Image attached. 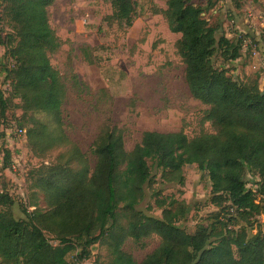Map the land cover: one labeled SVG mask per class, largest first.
<instances>
[{"label":"trees","instance_id":"1","mask_svg":"<svg viewBox=\"0 0 264 264\" xmlns=\"http://www.w3.org/2000/svg\"><path fill=\"white\" fill-rule=\"evenodd\" d=\"M54 1L0 0V19L10 27L4 37L0 33V46L4 57L14 62L7 71L13 97L26 110L59 119L65 87L49 57L61 43L47 16ZM218 1L207 0L203 7L192 0H166L162 11L169 31L180 35L177 52L185 83L192 98L207 107L205 120L215 134L188 138L182 132L146 131L127 152L121 131L108 128L94 143L91 172L84 165L66 185L56 179L58 173L52 174L44 214L22 210L21 218L13 217V202L0 191L1 263L82 264L90 258L91 247L99 244L108 249V264H264V234L257 224L264 217V88L259 89L257 80L238 88L225 69L215 66L217 56L223 62L236 61L242 43L241 36L231 41L221 34L220 23L204 19ZM136 2L113 0L108 19L130 27ZM6 102L0 92V117ZM27 136L33 141L51 138L44 130H29ZM58 140L47 142L62 145ZM9 163L5 151L4 166ZM191 165L207 178L209 202L216 212L206 226L187 234L177 226L186 216L183 203L156 201L160 218L146 215L140 205L155 174L182 185L180 171ZM247 170L258 178L254 190L247 188ZM120 217L124 226H119ZM49 221L55 227L44 225ZM153 234L161 242L141 263L123 251L126 240L140 242Z\"/></svg>","mask_w":264,"mask_h":264},{"label":"rangeland","instance_id":"2","mask_svg":"<svg viewBox=\"0 0 264 264\" xmlns=\"http://www.w3.org/2000/svg\"><path fill=\"white\" fill-rule=\"evenodd\" d=\"M112 2L55 0L47 9L50 28L61 43L49 57L65 87L59 119L26 110L23 102L13 97L7 71L14 62L4 57L0 46V92L7 101L5 114L0 117V191L10 196V211L15 218L22 217V210L41 214L48 211L47 181L52 174L58 173L56 179L66 185L84 165L88 164L91 172L96 163L94 143L108 128L121 131L127 152L139 144L146 131L182 132L188 138L216 132L205 120L207 107L192 98L185 83L184 65L177 52L180 35L169 31L162 14L166 0H137L130 27L108 19L113 13ZM192 2L205 7L207 0ZM254 3L241 0L236 5L234 0H219L203 17L211 25L220 23L221 34L229 40L242 37L240 57L234 62H223L217 56L215 66L225 69L238 88L257 80L262 90L264 30L254 24L256 14L250 8ZM261 8L264 10V6ZM9 31V24L2 17L1 36ZM15 130L23 132L20 137ZM29 130H44L51 134L49 139H59L62 145L47 142L49 139L29 140ZM5 151L10 154L7 166ZM180 174L182 185L155 174L145 189L140 208L146 215L160 218L156 201L183 203L186 216L177 226L193 234L198 225H207L216 209L209 202V182L195 165L183 167ZM245 180L247 188L254 190L258 178L250 170ZM257 221L264 234V217ZM124 223L120 217L119 226ZM44 225L53 228L55 222ZM46 236L53 239L50 233L46 232ZM160 242L161 238L153 234L140 242L128 239L122 249L133 261L141 263ZM90 250V258L82 264L109 263L106 247L96 244ZM68 260L72 261V255Z\"/></svg>","mask_w":264,"mask_h":264},{"label":"crops","instance_id":"3","mask_svg":"<svg viewBox=\"0 0 264 264\" xmlns=\"http://www.w3.org/2000/svg\"><path fill=\"white\" fill-rule=\"evenodd\" d=\"M255 3L250 7L254 9L256 14V21L254 22L255 25L260 26L264 30V10L261 8L264 6V0H252ZM255 20V18H254Z\"/></svg>","mask_w":264,"mask_h":264},{"label":"built area","instance_id":"4","mask_svg":"<svg viewBox=\"0 0 264 264\" xmlns=\"http://www.w3.org/2000/svg\"><path fill=\"white\" fill-rule=\"evenodd\" d=\"M247 17H250V15H248ZM243 42L245 43V45H246V42H245V40H243ZM250 42H248V44H249ZM23 132L21 131V130H15V135H17V136H21V134H22Z\"/></svg>","mask_w":264,"mask_h":264}]
</instances>
